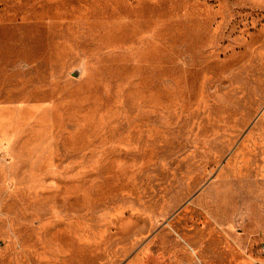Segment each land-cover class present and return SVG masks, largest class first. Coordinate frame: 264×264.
I'll return each mask as SVG.
<instances>
[{"label": "rangeland", "instance_id": "1", "mask_svg": "<svg viewBox=\"0 0 264 264\" xmlns=\"http://www.w3.org/2000/svg\"><path fill=\"white\" fill-rule=\"evenodd\" d=\"M0 264H264V0H0Z\"/></svg>", "mask_w": 264, "mask_h": 264}]
</instances>
